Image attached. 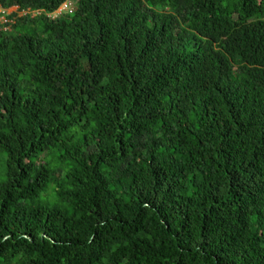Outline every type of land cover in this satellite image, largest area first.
<instances>
[{"label": "trees", "instance_id": "1", "mask_svg": "<svg viewBox=\"0 0 264 264\" xmlns=\"http://www.w3.org/2000/svg\"><path fill=\"white\" fill-rule=\"evenodd\" d=\"M66 1L0 0V264H264V0Z\"/></svg>", "mask_w": 264, "mask_h": 264}, {"label": "built area", "instance_id": "2", "mask_svg": "<svg viewBox=\"0 0 264 264\" xmlns=\"http://www.w3.org/2000/svg\"><path fill=\"white\" fill-rule=\"evenodd\" d=\"M75 10V4L73 0H67L65 3H63L56 11L53 13H49L47 16L51 18L52 20H56L59 17L66 15V14H72ZM4 15L2 17V20L6 22V15L5 11H1ZM8 13V12H7ZM23 15V14H21Z\"/></svg>", "mask_w": 264, "mask_h": 264}, {"label": "rangeland", "instance_id": "3", "mask_svg": "<svg viewBox=\"0 0 264 264\" xmlns=\"http://www.w3.org/2000/svg\"><path fill=\"white\" fill-rule=\"evenodd\" d=\"M16 8H14V9H10L9 11H8V13H11V12H15L16 10H15ZM4 164V163H3ZM2 168H3V170L5 169V166H3L2 164L0 165Z\"/></svg>", "mask_w": 264, "mask_h": 264}, {"label": "clouds", "instance_id": "4", "mask_svg": "<svg viewBox=\"0 0 264 264\" xmlns=\"http://www.w3.org/2000/svg\"><path fill=\"white\" fill-rule=\"evenodd\" d=\"M15 10H17V9H15Z\"/></svg>", "mask_w": 264, "mask_h": 264}]
</instances>
